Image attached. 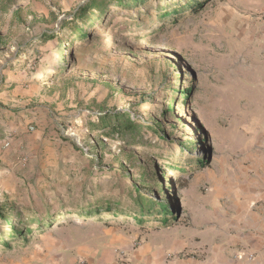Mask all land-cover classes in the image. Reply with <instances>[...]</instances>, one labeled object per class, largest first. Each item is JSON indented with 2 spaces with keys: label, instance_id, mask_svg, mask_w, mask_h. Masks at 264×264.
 Returning a JSON list of instances; mask_svg holds the SVG:
<instances>
[{
  "label": "rangeland",
  "instance_id": "rangeland-1",
  "mask_svg": "<svg viewBox=\"0 0 264 264\" xmlns=\"http://www.w3.org/2000/svg\"><path fill=\"white\" fill-rule=\"evenodd\" d=\"M88 1L0 0V264H135L148 241L186 254L171 246L257 183L247 109L264 103V0H199L165 22L155 11L178 0L113 5L78 23L83 41L70 21ZM108 112L142 124L139 145L97 126ZM139 191L168 213L137 222ZM96 203L125 213H83Z\"/></svg>",
  "mask_w": 264,
  "mask_h": 264
},
{
  "label": "crops",
  "instance_id": "crops-1",
  "mask_svg": "<svg viewBox=\"0 0 264 264\" xmlns=\"http://www.w3.org/2000/svg\"><path fill=\"white\" fill-rule=\"evenodd\" d=\"M264 98L262 99V102ZM247 109L252 117L249 148L250 167L256 184L251 189H238L237 201L221 205L213 211L210 220L203 215V229L198 232L199 240H190L172 245L171 250L188 251L186 254H169V243L148 241L134 250L131 259L135 264H264V103L260 110L256 104ZM26 136V135H25ZM14 146L21 138L6 137ZM58 142H56L57 144ZM9 146V147H10ZM28 162L36 156L25 155ZM18 159V158H17ZM209 217V216H208ZM210 218V217H209ZM201 229V228H200ZM169 244V245H168Z\"/></svg>",
  "mask_w": 264,
  "mask_h": 264
},
{
  "label": "trees",
  "instance_id": "trees-1",
  "mask_svg": "<svg viewBox=\"0 0 264 264\" xmlns=\"http://www.w3.org/2000/svg\"><path fill=\"white\" fill-rule=\"evenodd\" d=\"M113 1L115 2L113 3ZM149 1L150 0H90L77 10L73 19L70 21V25H74L76 35L79 34L80 38L83 41H86V39H88V35L86 32L81 31V27L78 26V23L86 24L88 21H92V19L89 20V18L91 15H94L95 19L92 21V23H90L91 26H94L96 21L102 20V18L111 11V7L113 5H117L119 8H126L129 4L148 7L150 5L148 3ZM198 3L199 0H184V2L182 0H178L171 4V6H168L174 8L168 9L167 6L157 8V10L155 11L156 16L160 19L161 22H165L167 19H170L171 16H175L178 19L185 14V11L190 10L191 8L196 6H200V4ZM42 38L45 41L48 40L47 35H43ZM181 95L186 99L189 95L188 90H183L181 92ZM92 126H94V124ZM97 126L103 130L110 128L112 132L118 133V135L123 137L122 139H124L127 144L131 143L133 145H139L140 141L142 140L141 134L145 129L142 124H139L138 121L132 119L125 112H117L115 114H111L108 112L103 115H99ZM155 133L158 135L159 132ZM172 167V169H174L176 166ZM160 188L162 189V186H160ZM135 204L140 208V217L136 215V218L139 219L136 221L141 224L144 223V221H142V218L148 217L150 215L161 217L159 215L168 213V207L166 206V204L162 202L156 203L153 198L143 196L140 191L138 192V197L135 200ZM112 206V204L103 205L96 203L85 209L83 213L87 215L100 214L102 212V208H105L106 213H112L114 215L125 213L121 210L113 211ZM2 209L3 207H0V218H2ZM162 219L164 223L167 222V217ZM10 228L13 232L12 235H15L17 237L19 236V238L23 239L26 233H32V228L29 226H26L24 228V233L23 231H20V229H18V226L16 224H10ZM2 243L5 245L7 244L4 240L2 241Z\"/></svg>",
  "mask_w": 264,
  "mask_h": 264
},
{
  "label": "built area",
  "instance_id": "built-area-1",
  "mask_svg": "<svg viewBox=\"0 0 264 264\" xmlns=\"http://www.w3.org/2000/svg\"><path fill=\"white\" fill-rule=\"evenodd\" d=\"M6 147H9L10 146V141H7L6 144H5Z\"/></svg>",
  "mask_w": 264,
  "mask_h": 264
}]
</instances>
